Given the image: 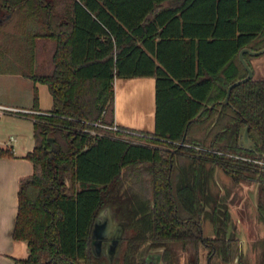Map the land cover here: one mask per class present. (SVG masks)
I'll return each mask as SVG.
<instances>
[{"label": "trees", "instance_id": "trees-1", "mask_svg": "<svg viewBox=\"0 0 264 264\" xmlns=\"http://www.w3.org/2000/svg\"><path fill=\"white\" fill-rule=\"evenodd\" d=\"M62 4L0 0V29L9 33L0 40V73L44 82L53 96L51 110L31 115L36 142L26 157L35 171L21 180L14 229L29 255L18 262L91 264L93 224L107 204L135 238L162 240L169 259L187 250L198 261V237L178 234L196 218L197 228L222 234L228 260L229 213L214 173L257 174V164L235 155H264V79L235 85L222 101L248 73L240 50L264 47V0ZM116 76L156 77L154 132L95 124L114 122ZM246 125L256 150L240 142ZM2 155L12 152L0 148Z\"/></svg>", "mask_w": 264, "mask_h": 264}, {"label": "crops", "instance_id": "crops-1", "mask_svg": "<svg viewBox=\"0 0 264 264\" xmlns=\"http://www.w3.org/2000/svg\"><path fill=\"white\" fill-rule=\"evenodd\" d=\"M251 58H254L251 57ZM256 58V57H255ZM254 78L264 79V62L250 61ZM11 75L21 73H6ZM23 75V74H21ZM32 83L25 78H8L7 88L0 91V103L28 109L25 113L0 115V147H5L11 135L17 137L12 155L0 156V264H17L29 255L26 241L14 237L19 210L21 180L35 171L34 162L26 157L35 147L34 120L31 115L51 110L53 96L49 86L40 81ZM10 81V82H9ZM12 81V82H11ZM46 85L47 88H44ZM47 89V90H46ZM115 111L114 122L136 133L154 132L156 124V77H119L114 79ZM38 102L35 103V91ZM51 100L44 101L42 94ZM49 93V94H48Z\"/></svg>", "mask_w": 264, "mask_h": 264}, {"label": "flooded vegetation", "instance_id": "flooded-vegetation-1", "mask_svg": "<svg viewBox=\"0 0 264 264\" xmlns=\"http://www.w3.org/2000/svg\"><path fill=\"white\" fill-rule=\"evenodd\" d=\"M255 79V78H254ZM249 127V125H246ZM250 131V128H249ZM185 145H190L185 143ZM251 149L256 150L254 144ZM233 155V154H232ZM264 155L257 151L255 156L235 155L236 158L247 160L251 164H257L253 166L251 170L257 171V174L253 175L250 171L242 174L239 178L236 177V173L227 174L222 171L218 166L215 169L214 178L221 189V194L224 199L221 203L227 206V226L225 231L226 246L230 248V257L225 260L224 252L219 247L221 243L222 234H217L211 226L207 230L199 229L196 227L198 219L192 220L186 219L187 224H184L178 229L179 235H194L198 237V261L193 257H189L187 250H180L175 252L176 255L169 259L166 257L167 246L157 238V236H148L142 239L141 236L135 238L137 232L131 227L129 221L125 218L119 217L118 212L109 204L105 206L111 207V211L116 214V226L112 229L105 231L106 235L102 238L103 247L100 255H95L91 247V264H188V261H192L191 264H203L202 263V246H205L207 250V262L206 264H212L214 257L223 264H252L251 253H255L257 256L256 264H260L264 260V236L256 240L251 247H249V240L247 241V232L243 231V223L247 221V215H244L243 211L236 214L234 209V198L241 195L240 203H246L249 196L246 195L245 187H254L255 190V202H252L251 206L256 213L257 218L264 225V211L259 208V200L263 195L264 188ZM230 175V176H229ZM206 209L212 211V209L206 206ZM249 215V213L245 212ZM218 217L225 218L226 215L218 213ZM202 220L205 217L202 215ZM134 235V243L130 245L131 238ZM209 239V240H207ZM212 240V241H211ZM214 243L212 244L211 242ZM247 241V242H246ZM216 245V246H215ZM83 264H87L83 262Z\"/></svg>", "mask_w": 264, "mask_h": 264}, {"label": "rangeland", "instance_id": "rangeland-1", "mask_svg": "<svg viewBox=\"0 0 264 264\" xmlns=\"http://www.w3.org/2000/svg\"><path fill=\"white\" fill-rule=\"evenodd\" d=\"M55 1L57 3H59L58 8L61 9V6H63L62 3L64 2V0H55ZM4 34L5 33L2 31V29H0V40L3 39ZM8 34L9 33H6L5 35L8 37ZM251 60L254 62L255 61L261 62V63L264 62V53L261 55L254 56V58H251L250 61ZM263 71H264V67H263ZM9 75L10 74L0 73V91L4 88H7L8 80H5L6 76H8V78H14V79H16V78H25L26 79V77H24L21 74H15V75H11V76H9ZM263 77H264V74H263ZM26 80H28L29 82L32 83L31 79L28 78ZM43 86H44V88H47L46 85H43ZM42 99L44 101L51 100L49 97H47V95H45V90H44V93L42 94ZM134 140L138 141V142L142 141L139 138H135ZM245 188H246V190H245L246 195H247V197L249 196L248 201L246 203H240L239 202L241 199V195L243 194V192H241L242 194L240 193V194H238V197L234 198V209H235L236 214H238V212L241 213V211H243L244 215H247V221L245 222V224L243 223V227L241 229L243 231L247 232L246 238H247V241L249 240V247H251V244H253L256 240H258L259 238H262L264 236V225L257 218L256 213L254 212V209L251 206L252 202H255V192H254L255 188L254 187H245ZM245 212L249 213V215H251V216H248V214H246ZM201 254H202V263L206 264L208 253H207V250L205 249L204 245L202 246ZM251 259H252L251 263L256 264L257 256L253 252L251 253ZM212 264H223V263L218 259V257H214L212 260Z\"/></svg>", "mask_w": 264, "mask_h": 264}, {"label": "water", "instance_id": "water-1", "mask_svg": "<svg viewBox=\"0 0 264 264\" xmlns=\"http://www.w3.org/2000/svg\"><path fill=\"white\" fill-rule=\"evenodd\" d=\"M245 53H250L253 56L261 55L264 53V47L257 49V50L251 49L250 47H243L240 50V52H239L240 60L242 61L245 68L247 69L248 73L245 77L238 79L229 85L226 97L222 101L223 103L229 102L231 90L235 85H237L241 82H245L251 78H254V68L246 59ZM197 117H198V115H197ZM240 142H241V144H243V146L248 147V148L253 145V141L251 140V138L249 136V127L248 126H245L241 130ZM105 210L106 209L103 208L99 211L98 215L95 218L93 228H92V232H91V247H92L95 255H100L101 249L103 247L102 238L106 235L105 231L112 229V227L116 226V223H117L116 217H115L116 214L111 211V207L108 206L107 211H105Z\"/></svg>", "mask_w": 264, "mask_h": 264}, {"label": "built area", "instance_id": "built-area-1", "mask_svg": "<svg viewBox=\"0 0 264 264\" xmlns=\"http://www.w3.org/2000/svg\"><path fill=\"white\" fill-rule=\"evenodd\" d=\"M27 111H29V110L28 109H24V108L13 107V106H9V105L0 103V115L4 114V113H11V112L25 113ZM95 124L103 126L104 128L115 130V131L125 130V131H128V132H133L132 130H129L127 128H123V127L119 126L115 122H113L112 124H106V123H101V122L97 121V122H95ZM91 132L92 133H96V131H94V130H92ZM16 141H17V137L15 135H11L10 138L5 143V146H6L5 148L10 150L11 152H14L15 151V147H14L13 143L16 142ZM17 264H22V263L18 262Z\"/></svg>", "mask_w": 264, "mask_h": 264}]
</instances>
